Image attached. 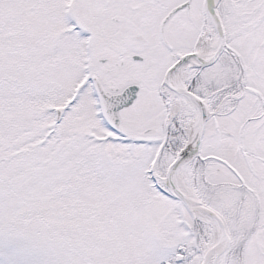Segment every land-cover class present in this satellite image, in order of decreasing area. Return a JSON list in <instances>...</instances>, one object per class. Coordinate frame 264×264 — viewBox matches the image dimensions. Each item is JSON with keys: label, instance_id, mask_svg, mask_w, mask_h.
I'll return each mask as SVG.
<instances>
[{"label": "snow or ice", "instance_id": "1", "mask_svg": "<svg viewBox=\"0 0 264 264\" xmlns=\"http://www.w3.org/2000/svg\"><path fill=\"white\" fill-rule=\"evenodd\" d=\"M0 264H264V0H0Z\"/></svg>", "mask_w": 264, "mask_h": 264}]
</instances>
